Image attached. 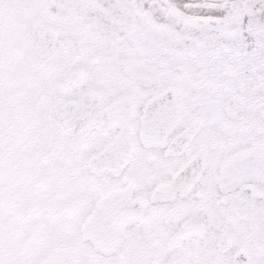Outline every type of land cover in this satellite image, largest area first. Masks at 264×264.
Instances as JSON below:
<instances>
[{
    "label": "snow or ice",
    "instance_id": "6c2138e0",
    "mask_svg": "<svg viewBox=\"0 0 264 264\" xmlns=\"http://www.w3.org/2000/svg\"><path fill=\"white\" fill-rule=\"evenodd\" d=\"M86 193L163 229L117 264H264V0H0V264H101Z\"/></svg>",
    "mask_w": 264,
    "mask_h": 264
},
{
    "label": "flooded vegetation",
    "instance_id": "af4514ba",
    "mask_svg": "<svg viewBox=\"0 0 264 264\" xmlns=\"http://www.w3.org/2000/svg\"><path fill=\"white\" fill-rule=\"evenodd\" d=\"M156 203L165 201L161 198ZM142 218L143 210L139 205L133 206L119 196L102 199L94 193H86L70 216L66 231L76 245L101 258V264H117L133 254L167 251V246L159 243L163 229L143 223Z\"/></svg>",
    "mask_w": 264,
    "mask_h": 264
}]
</instances>
